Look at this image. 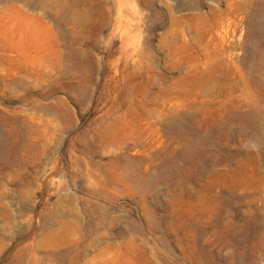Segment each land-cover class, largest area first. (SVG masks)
<instances>
[{
  "label": "rangeland",
  "instance_id": "obj_1",
  "mask_svg": "<svg viewBox=\"0 0 264 264\" xmlns=\"http://www.w3.org/2000/svg\"><path fill=\"white\" fill-rule=\"evenodd\" d=\"M77 1L0 0V264H264V0Z\"/></svg>",
  "mask_w": 264,
  "mask_h": 264
},
{
  "label": "bare ground",
  "instance_id": "obj_2",
  "mask_svg": "<svg viewBox=\"0 0 264 264\" xmlns=\"http://www.w3.org/2000/svg\"><path fill=\"white\" fill-rule=\"evenodd\" d=\"M126 1L127 2H125V3L128 4V0H126ZM180 2H181V5L183 4V5H185L186 7H189V8H193V7H195L197 5V0H180ZM256 2H255V0H241V2L239 4V8L241 7L243 9L248 10L249 8L253 7V5ZM25 6L28 9H30L31 12H32V13H30V15H28L29 18H34V19L38 20L40 23L42 22L43 24H45V20L46 19L53 20L56 33L53 32V34H54L53 36L54 37H53V41H52L53 43L52 44L54 45V47L56 48V51L58 53H60L61 55L64 54L63 60L67 59L70 54L79 56L82 53V50L77 47V43L75 41V37L76 36L71 34L70 32H68L66 30H63L62 29V24H63L64 21H68V22H70L73 25V23H76V22L80 23V21L83 18H86V17L88 18L90 16H93L94 15V10L90 6H88L86 4H82L80 1H77L76 3H73V8L71 10H68V11H65V12L63 11L64 5L62 3H59L58 5H56L54 7V9H52L51 11H47L46 9L42 8V0L41 1L40 0H25ZM81 7H82V9H80ZM39 9H42V12L37 14L36 12H38ZM122 9H123V7H122ZM233 15H234V13L231 11V9H227V11L225 13H222L221 11H219L217 9H210L208 15L204 16L205 20H207V22H208L210 30H212V29H214L216 27V34L219 37L221 42H224L225 35L222 34V32L219 31V30H220V28H224V24L226 22H227L228 25L234 24V21L231 20V18H233ZM42 23H41V25H42ZM45 30H47V29H45ZM226 31H225V33H227ZM71 37H72L73 42H71V44L69 45V40H70ZM78 39H79V36H78ZM231 118L232 117H229V118H227V120H224L221 123V133L223 135H225L230 129V127H229L230 123L229 122L231 121ZM252 126L255 127L257 132H255V135H252L251 137L254 138L256 140V142H258L259 141L258 136L261 133V129L258 128L256 125L252 124ZM242 142H243V140H242ZM246 142H247V140H246ZM250 154L252 156V162L254 164H256V166H258L261 163V159L253 151H250ZM258 175H259V177L264 178V174L263 173L258 172ZM247 194L248 193H246V195Z\"/></svg>",
  "mask_w": 264,
  "mask_h": 264
},
{
  "label": "crops",
  "instance_id": "obj_3",
  "mask_svg": "<svg viewBox=\"0 0 264 264\" xmlns=\"http://www.w3.org/2000/svg\"><path fill=\"white\" fill-rule=\"evenodd\" d=\"M120 19H123V17L121 16V17H119Z\"/></svg>",
  "mask_w": 264,
  "mask_h": 264
}]
</instances>
